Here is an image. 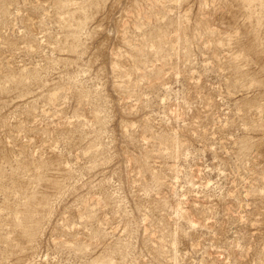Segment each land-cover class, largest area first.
Returning <instances> with one entry per match:
<instances>
[{
	"label": "rangeland",
	"instance_id": "374dc122",
	"mask_svg": "<svg viewBox=\"0 0 264 264\" xmlns=\"http://www.w3.org/2000/svg\"><path fill=\"white\" fill-rule=\"evenodd\" d=\"M0 264H264V0H0Z\"/></svg>",
	"mask_w": 264,
	"mask_h": 264
}]
</instances>
